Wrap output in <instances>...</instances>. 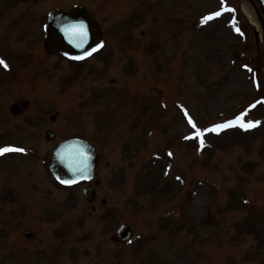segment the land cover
I'll return each mask as SVG.
<instances>
[{
	"label": "rangeland",
	"instance_id": "374dc122",
	"mask_svg": "<svg viewBox=\"0 0 264 264\" xmlns=\"http://www.w3.org/2000/svg\"><path fill=\"white\" fill-rule=\"evenodd\" d=\"M74 6L103 32L80 61L45 51L49 14ZM249 13L241 0H0V148L24 149L0 156V264H264V42ZM73 138L101 156L90 183L50 171Z\"/></svg>",
	"mask_w": 264,
	"mask_h": 264
},
{
	"label": "water",
	"instance_id": "95a60500",
	"mask_svg": "<svg viewBox=\"0 0 264 264\" xmlns=\"http://www.w3.org/2000/svg\"><path fill=\"white\" fill-rule=\"evenodd\" d=\"M253 9L261 32L256 37L264 42V0H241ZM260 4L261 8L257 4ZM45 51L49 55H62L70 60H83L94 54L103 43V32L96 17L87 7L75 6L72 9H56L49 14L45 26ZM91 53V55H89ZM28 103L24 104L26 107ZM19 106L11 107L14 115H18ZM53 131L48 132V139H55ZM101 157L98 150L88 141L73 138L61 142L53 151L50 171L58 181L65 185L90 183L97 177ZM100 184L96 181V185ZM96 188L84 189V196L90 202L96 199ZM26 235L31 237V233ZM134 235L133 228L123 225L117 231L116 239L122 245Z\"/></svg>",
	"mask_w": 264,
	"mask_h": 264
},
{
	"label": "snow or ice",
	"instance_id": "6c2138e0",
	"mask_svg": "<svg viewBox=\"0 0 264 264\" xmlns=\"http://www.w3.org/2000/svg\"><path fill=\"white\" fill-rule=\"evenodd\" d=\"M219 15H221L220 12H217V13L214 14V16H219ZM214 16L206 17V18H205V22H207V20H209V19H213ZM236 30L239 31V29H236ZM101 47H102V45H101ZM89 55H91V53H89ZM0 64H3L4 67L7 68V64L3 61V59H0ZM249 71H251V69H249ZM189 119H190V118H189ZM240 119L242 120V117H241ZM190 123H191V119H190ZM234 123H235V122L229 121L227 124H224V125H218L216 128H214V129H209L208 131H217V132H218V131H220V130H223V129L226 128V127L234 126ZM192 126H193V128H195V127H196L195 123H192ZM240 126H241L242 128L245 127V125H244L242 122L240 123ZM248 126L251 127V126H254V125L249 124ZM201 143H203V140H202V139H201ZM16 151L23 152L24 149H22V148H15V147H3V148H0V156L4 155L5 153L16 152ZM61 182H62V183H66V182H64V181H61Z\"/></svg>",
	"mask_w": 264,
	"mask_h": 264
},
{
	"label": "flooded vegetation",
	"instance_id": "af4514ba",
	"mask_svg": "<svg viewBox=\"0 0 264 264\" xmlns=\"http://www.w3.org/2000/svg\"><path fill=\"white\" fill-rule=\"evenodd\" d=\"M25 103H28V105H27L26 107H24V104H25ZM17 105L19 106V108H18L19 114H18V115H20V114H22V112H23L24 110H26L27 108L30 107V102H29V101H25V102H23L22 104H17Z\"/></svg>",
	"mask_w": 264,
	"mask_h": 264
},
{
	"label": "bare ground",
	"instance_id": "6f19581e",
	"mask_svg": "<svg viewBox=\"0 0 264 264\" xmlns=\"http://www.w3.org/2000/svg\"><path fill=\"white\" fill-rule=\"evenodd\" d=\"M249 15L253 18V19H255V15H254V13H253V10L251 9V8H249ZM255 21V20H254Z\"/></svg>",
	"mask_w": 264,
	"mask_h": 264
}]
</instances>
